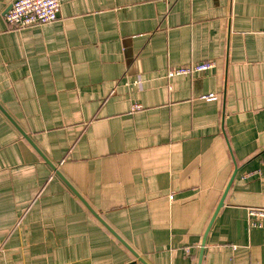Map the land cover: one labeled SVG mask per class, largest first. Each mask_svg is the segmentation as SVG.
Wrapping results in <instances>:
<instances>
[{"label":"crops","instance_id":"obj_1","mask_svg":"<svg viewBox=\"0 0 264 264\" xmlns=\"http://www.w3.org/2000/svg\"><path fill=\"white\" fill-rule=\"evenodd\" d=\"M12 1L0 264H264V0H65L23 29Z\"/></svg>","mask_w":264,"mask_h":264},{"label":"built area","instance_id":"obj_2","mask_svg":"<svg viewBox=\"0 0 264 264\" xmlns=\"http://www.w3.org/2000/svg\"><path fill=\"white\" fill-rule=\"evenodd\" d=\"M65 0H13L11 7L5 13L9 25L18 28H28L53 23L59 18L62 4ZM215 67L213 61L189 63L168 69L167 76H196L206 73ZM212 100L215 97H208ZM140 104H135L134 109H140ZM250 224L264 227V207L250 206L247 208Z\"/></svg>","mask_w":264,"mask_h":264},{"label":"water","instance_id":"obj_3","mask_svg":"<svg viewBox=\"0 0 264 264\" xmlns=\"http://www.w3.org/2000/svg\"><path fill=\"white\" fill-rule=\"evenodd\" d=\"M10 7H11V6L8 7L7 11L10 9ZM234 177H235V174L233 175V177H232V179H231V181H230V183H229V185H228V187H227V189H226V191H225V193H224V195H223V198L221 199V201H220V203H219V205H218V207H217V210H216V212H215V215H214V217H213V219H212V221H211V223H210V225H209V228H208L206 234H208V232H209V230H210V228H211V226H212V223H213V221H214V219H215V217H216L218 211L220 210L221 206H222L223 203H224L225 196H226V194H227V192H228V190H229V188H230V186H231V184H232V181H233ZM203 245H205V240L203 241ZM135 255L138 256L136 253H135ZM199 264H201V261H200Z\"/></svg>","mask_w":264,"mask_h":264}]
</instances>
